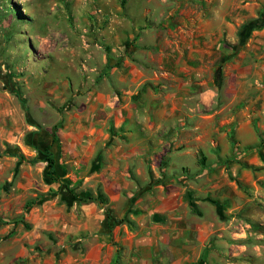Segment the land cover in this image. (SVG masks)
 <instances>
[{
    "label": "rangeland",
    "instance_id": "rangeland-1",
    "mask_svg": "<svg viewBox=\"0 0 264 264\" xmlns=\"http://www.w3.org/2000/svg\"><path fill=\"white\" fill-rule=\"evenodd\" d=\"M252 22L261 26L243 42L244 27ZM245 88L256 92L245 95ZM69 89L76 97L63 104V114L68 105L75 110L82 103L185 105L186 112L172 115L178 123L171 131L183 148L196 152L188 167H226L227 160L211 156L212 142L264 107V0H0V219L22 221V231L30 228L26 200L43 196L40 188L56 180L57 170L53 175L47 165L45 172L32 162L38 156L27 158L19 129L48 123L52 113L41 102L54 106V95ZM12 91L26 99L28 112ZM159 111L156 126L167 117ZM229 138L235 134L229 131ZM29 151L39 152L32 146ZM234 151L240 152L235 175L182 171L156 181L186 177L177 185L187 187L189 197L219 204L221 230L207 239L193 264H264V166L249 164L247 149L236 145ZM238 191L252 201L228 213L242 203ZM6 229L0 223V235Z\"/></svg>",
    "mask_w": 264,
    "mask_h": 264
},
{
    "label": "crops",
    "instance_id": "crops-1",
    "mask_svg": "<svg viewBox=\"0 0 264 264\" xmlns=\"http://www.w3.org/2000/svg\"><path fill=\"white\" fill-rule=\"evenodd\" d=\"M242 92L246 95L256 89L245 88ZM54 96L55 107L46 101L40 104L52 113L51 120L21 127L19 143L28 150V159L38 156L36 165L41 164L45 172L48 163L43 160L44 155L29 151L31 146L26 143H34L32 147L41 150L50 146L59 179L47 181L40 188L43 196L35 197V204L26 210L29 230H21L22 221L0 219L2 225H7L0 235V264H113L116 245L123 249L125 264L196 263L207 239L221 230L219 204L189 197L187 187L177 185L186 182V177L156 181L182 171L194 176L219 175L224 171L235 175L240 171L234 164L240 154L234 151L236 145L248 150L249 156L247 151L244 155L249 164L264 166V148L258 149L264 143V107L248 113L239 126L235 120L232 129L227 126L222 138L212 142L211 156L218 161L227 160L226 167L192 169L187 161L190 156L195 159L196 152L190 145L183 148L185 144L177 131H171L177 125L172 115L186 112L185 105L159 106L167 117L156 126V105L82 103L75 110H69L68 105V112L63 114L61 107L69 98L74 101L76 94L69 89ZM229 131L235 134L234 139L229 138ZM59 144L61 152L57 151ZM177 158L180 163L175 161ZM67 186L85 198L100 191L108 204L83 201L74 197ZM238 192L242 203L229 205L228 213L246 209L252 201L243 191ZM9 212L12 217V210ZM234 219L229 220L227 231ZM11 241L15 242L13 248L8 244Z\"/></svg>",
    "mask_w": 264,
    "mask_h": 264
},
{
    "label": "trees",
    "instance_id": "trees-1",
    "mask_svg": "<svg viewBox=\"0 0 264 264\" xmlns=\"http://www.w3.org/2000/svg\"><path fill=\"white\" fill-rule=\"evenodd\" d=\"M261 25H260V23H255V22H252V23H250V24H248V25H246L245 27H244V30H243V32L246 34L245 36H244V38H243V42H244V40H246L247 39V35L250 33V32H252L253 30H255V29H257V28H259ZM242 42V44H244ZM12 93H14L17 97H18V99L20 100V102H21V104H22V106H23V108H24V110L26 111V112H28V106H27V102H26V99H24L23 97H22V94L19 92V91H17V92H14V91H12ZM27 145H29V146H33L34 147V143H30L29 141H27V143H26ZM37 150L40 152V154H43L44 155V161H46L47 163H48V165H49V167H50V172H51V174H55L54 173V170L56 171V168H55V163H56V161H55V159L53 158V155H52V153L50 152V149L49 148H45V149H43V150H41L40 148L38 149V147H37ZM16 157H18L19 159H22L23 158V155H22V153H17L16 155H15ZM33 163H36V162H38V160L37 159H35V160H33L32 161ZM57 179H59V176L57 175V177H56V180ZM67 188H68V190H69V192L74 196V197H79V198H81V200H83V201H89V200H92V201H96V202H98L100 205H102V206H105V205H107L108 204V199L106 198V196L103 194V193H101L100 191H98L97 192V194H93V195H88V197H80V195L79 194H77V193H75V191L71 188H69V186H67ZM35 200H29V201H27V203H26V205H25V210H28L30 207H32L34 204H35ZM191 206H192V204H191ZM106 212H107V214H109L110 215V211H109V209H106L105 210ZM199 214V213H198ZM125 219H123V221H124ZM116 247H117V252H116V255H115V259H114V262H113V264H124L123 263V254H122V252H123V249L122 248H120V246L119 245H116Z\"/></svg>",
    "mask_w": 264,
    "mask_h": 264
}]
</instances>
